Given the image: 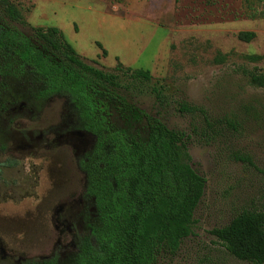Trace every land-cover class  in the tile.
Masks as SVG:
<instances>
[{"label":"rangeland","instance_id":"1","mask_svg":"<svg viewBox=\"0 0 264 264\" xmlns=\"http://www.w3.org/2000/svg\"><path fill=\"white\" fill-rule=\"evenodd\" d=\"M7 2L20 15L14 23L5 19L7 26L35 44V29H59L86 64L119 77V96L186 136L188 164L204 178V195L194 213L191 235L175 256L161 258L157 264H250L231 257L211 232L242 211H264V87L250 85L246 74H264V58L256 63L244 59L264 57V0ZM240 32H252L255 38L240 41ZM117 64L148 70L150 83L132 82L114 70ZM181 104L200 108L206 116L180 113ZM60 108L61 102L53 101L33 122L38 129L49 122L56 125ZM67 114L61 140H69V150H54L47 161L31 158L32 164L43 168L39 186L29 182V157L19 162L20 174L1 179L21 202L0 205V230H8L3 236L0 232V264L49 258L55 246V254L62 256L72 250L69 244L81 232L77 201L70 199L75 205L63 226L61 219L54 222L64 228V235L52 226L48 235L39 234L41 220H35L34 213L42 197L55 202L56 194L64 192L77 200L82 190L76 159L93 140L76 128L69 107ZM29 121L10 120L9 126L12 132L29 129ZM241 156H248L252 165L239 161Z\"/></svg>","mask_w":264,"mask_h":264},{"label":"trees","instance_id":"2","mask_svg":"<svg viewBox=\"0 0 264 264\" xmlns=\"http://www.w3.org/2000/svg\"><path fill=\"white\" fill-rule=\"evenodd\" d=\"M0 1L10 7L6 15L19 21V13L7 0ZM35 37L36 44L8 28V40L0 41V53L13 55L31 69L9 66L10 84L33 86L39 106L50 96L65 97L76 128L93 141L80 161L86 186L76 248L27 264H157L175 256L192 233L206 185L188 164L186 136L119 96V77L86 64L59 29L38 28ZM237 38L250 42L255 34L240 32ZM263 58L244 57L253 63ZM114 70L134 83L151 81L148 70L121 64ZM246 74L250 85L264 87V74ZM31 91L9 95L29 103ZM179 112L206 116L202 109L186 104L179 106ZM225 124L235 128L230 120ZM238 160L252 165L248 156ZM211 234L236 260L264 264V211H242Z\"/></svg>","mask_w":264,"mask_h":264},{"label":"flooded vegetation","instance_id":"3","mask_svg":"<svg viewBox=\"0 0 264 264\" xmlns=\"http://www.w3.org/2000/svg\"><path fill=\"white\" fill-rule=\"evenodd\" d=\"M10 8L6 6L2 1H0V41L2 43H6L8 40L6 38V32L8 28H11L6 25L5 19L9 21V23H14L15 21L11 20L6 15V10ZM16 30V29H14ZM18 31V30H16ZM20 32V31H18ZM21 33V32H20ZM22 34V33H21ZM4 49L5 46H3ZM9 66L21 67V63L18 59H13V55L1 52L0 53V205L2 204H10L16 205L20 203L21 198L13 195L12 190H9L10 187L8 183L1 180L6 176V174L16 173L20 174L21 166H19V162L23 159L27 160L25 157H29V163H31V158H38L41 160H48L49 156L52 154L54 150H61L62 152L69 150V140L65 139L61 140L64 137V133H62L63 128L67 126L66 120H68V101L63 96L53 95L44 100L39 106V102L37 99V93L33 86H25L21 84H10L12 82L10 79L12 77V69H9ZM24 70L30 71L31 69L24 65L22 66ZM17 72V71H16ZM28 89H32L29 98L30 102H26L20 99H13L9 94L19 93L20 91H27ZM53 101H60V116L56 119L58 121L57 124L54 125L53 122H49L45 127L36 126L37 122H33V120H38V116L48 109ZM51 111V110H50ZM58 114V115H59ZM10 120H30L29 121V129L19 128L15 129V132H12L13 129L9 126L11 124ZM18 125V122H15ZM21 125V122H19ZM34 125V126H33ZM19 126V125H18ZM58 126V127H55ZM24 130V131H23ZM56 130L58 132H56ZM67 135V133H66ZM85 153H83L78 159H76V167L79 172L82 174V178H80L79 183H82V190L80 194H78L77 200L73 197H69V195H65L64 192L56 194L54 198L55 202L52 199H48V197H42L39 204L36 205L34 209L35 220H41V225L39 227V234L48 235L51 231V226L60 235H64V228L61 227L59 229L57 226H54V222L56 220L62 221V226L66 223L65 217L68 215L69 211L75 203L73 201H77L76 204L83 206V194L85 192L86 186V177L83 171L80 168V161L83 159ZM9 156H13L14 160L10 161ZM25 166V165H24ZM30 168V184L35 183L39 186L41 182L40 174H42L43 168L42 166H38L37 163L29 164ZM40 169V170H39ZM33 175V176H32ZM27 181V180H26ZM35 185V186H36ZM36 187H32V195L33 190L35 191ZM32 195L29 198H32ZM73 200V201H70ZM79 212V211H78ZM66 229V228H65ZM16 235L20 234V230L13 229ZM35 231V229L33 230ZM2 236L8 232V230L2 229L0 230ZM64 237V236H63ZM76 242H71L69 247L72 249L76 248L77 237L74 238ZM1 242V241H0ZM2 243V242H1ZM58 248L55 246L52 250V255L49 258H53L55 254V250ZM65 249V247H64ZM54 252V253H53ZM60 254V253H58ZM10 261H12V257H9ZM41 259L39 261L45 260ZM33 262V261H29ZM27 263V262H26Z\"/></svg>","mask_w":264,"mask_h":264}]
</instances>
